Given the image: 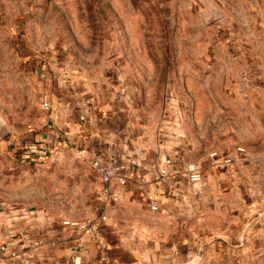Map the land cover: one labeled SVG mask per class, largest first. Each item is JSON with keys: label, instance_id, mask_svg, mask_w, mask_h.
Masks as SVG:
<instances>
[{"label": "rangeland", "instance_id": "374dc122", "mask_svg": "<svg viewBox=\"0 0 264 264\" xmlns=\"http://www.w3.org/2000/svg\"><path fill=\"white\" fill-rule=\"evenodd\" d=\"M262 17L264 0H0V225L94 219L88 158L72 146L46 160L34 152L48 77L66 79L73 97L133 112L144 137L150 122L167 126L161 142L203 168L202 191L234 190L247 224L264 223L259 163L233 183L205 167L214 151L259 145V120L244 128L240 100L257 79L245 67L259 61Z\"/></svg>", "mask_w": 264, "mask_h": 264}, {"label": "crops", "instance_id": "0c3cea01", "mask_svg": "<svg viewBox=\"0 0 264 264\" xmlns=\"http://www.w3.org/2000/svg\"><path fill=\"white\" fill-rule=\"evenodd\" d=\"M259 21V61L256 66L247 63L245 67L256 72L257 79L247 86L251 95L240 100L246 107L241 119L259 120V134L253 136L259 145L244 147L246 152L233 165L227 166L222 161L212 164L209 157V166H205L210 174L224 170L230 183L245 182L250 162L259 163V177H264V17ZM42 76L48 77V73ZM48 78L42 104L48 102L50 109L43 106L39 109V126L45 128L35 147L72 146L84 150L86 157L101 152L128 162L131 178L120 189V202L103 207L97 199L102 184L95 175L99 183L93 216L95 219L102 210L108 216L100 233L104 247L95 235L65 226L63 222L67 219L45 220L33 216L31 220L14 224L12 219L9 223L3 219L0 264L7 263L10 250L16 248V240L22 237L41 242L33 264H264V223L247 224L248 210L231 202L241 201L237 192H197L183 182L177 183L179 175L175 174L181 171L185 159L179 144L161 142L167 126L150 122L146 126L149 134L144 137V129L138 127L141 124L136 122L133 112L126 117L123 109L102 97H73L65 86L66 79ZM249 111L254 115L250 117ZM172 138L180 141L181 137L176 134ZM236 147L226 148L224 152L233 153ZM167 156L179 158L182 164L171 169L168 177H161ZM198 166L205 176L203 168ZM149 196L159 201V212L151 211ZM221 201L224 204L218 206Z\"/></svg>", "mask_w": 264, "mask_h": 264}, {"label": "built area", "instance_id": "2783aa9c", "mask_svg": "<svg viewBox=\"0 0 264 264\" xmlns=\"http://www.w3.org/2000/svg\"><path fill=\"white\" fill-rule=\"evenodd\" d=\"M45 110L50 109V104L44 102L42 104ZM37 152L39 158L42 160L53 158L59 153V148L50 147L47 145L35 147L34 152ZM246 152L245 148L238 146L233 153L217 152L214 151L210 154V161L212 164L222 161L223 164L230 166L236 161V158ZM79 153L85 152L79 150ZM89 164L93 173L99 178L102 187L97 194V199L103 207L114 206L120 202L121 192L120 189L125 187L130 180V166L128 162L114 159L101 152H93L87 156ZM182 164L179 158L175 156H167L164 160L163 168L160 171V176L165 177L170 175L171 169H175L177 165ZM179 175L176 180L177 183L183 182L187 187L195 189L197 192H201L204 188L205 176L201 168L192 161L185 160L180 172L175 174ZM149 193H147V196ZM148 204L153 212L160 211V203L158 200L148 197ZM108 216L104 210L93 220L90 221H70L65 220L63 224L65 226H71L77 230L91 233L96 236L99 245L104 247V241L100 238L101 230L104 224L107 222ZM99 236V237H98ZM41 242L29 240L22 237L20 240H16V248L10 250L7 257L6 264H12L14 262H20L21 264H33V257L40 248Z\"/></svg>", "mask_w": 264, "mask_h": 264}]
</instances>
